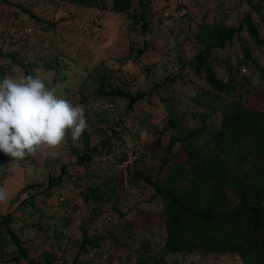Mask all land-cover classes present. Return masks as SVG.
Instances as JSON below:
<instances>
[{
  "label": "trees",
  "instance_id": "trees-1",
  "mask_svg": "<svg viewBox=\"0 0 264 264\" xmlns=\"http://www.w3.org/2000/svg\"><path fill=\"white\" fill-rule=\"evenodd\" d=\"M119 28L126 54L78 87L79 144L69 134L40 163L0 152V187L15 165L46 170L0 203V264H264V100L243 102L264 92V0H0V44L19 50L0 45V78L14 66L58 86L75 61L40 31ZM146 58L132 86L122 67Z\"/></svg>",
  "mask_w": 264,
  "mask_h": 264
},
{
  "label": "clouds",
  "instance_id": "clouds-1",
  "mask_svg": "<svg viewBox=\"0 0 264 264\" xmlns=\"http://www.w3.org/2000/svg\"><path fill=\"white\" fill-rule=\"evenodd\" d=\"M87 127L83 107L64 98L62 86L49 87L38 75L0 78V152L16 160L42 149L55 156L69 134L78 141ZM9 198L0 187V203Z\"/></svg>",
  "mask_w": 264,
  "mask_h": 264
},
{
  "label": "rangeland",
  "instance_id": "rangeland-1",
  "mask_svg": "<svg viewBox=\"0 0 264 264\" xmlns=\"http://www.w3.org/2000/svg\"><path fill=\"white\" fill-rule=\"evenodd\" d=\"M58 1V0H53ZM185 22V20L183 21ZM68 28L73 25V23H68ZM72 28V27H71ZM172 30L173 26H170ZM76 28H74V31ZM120 30L116 31L112 39H108L107 30H103L101 33V38L97 42L91 41L90 39L81 38L79 35H75L72 32H68L67 35H55L52 37L51 40H49L50 36L53 34L51 31L48 32H42L40 29V34L45 35V38L39 43L41 45V48H48L50 52L56 53L57 50L62 54L60 57L67 60L69 58L73 59L75 62H68V69H67V76L66 80L62 81L61 84L58 86H62V89L67 87V91L64 93V98L68 99L70 102H72L74 105H77L78 101L81 100L82 95L78 92V87L80 84H84L85 89H89L92 87L93 83V75H99L105 72V69L99 68L97 64H99V58L106 59L107 57H122L126 54V39L122 36V28H119ZM38 32V31H37ZM165 31L162 32L161 41H170L166 35H164ZM174 33V31H173ZM136 36V35H135ZM133 38V35L131 36ZM165 39V40H164ZM102 40H105V44L103 45V48L100 50L101 53H97L99 51V46ZM139 41V40H138ZM160 41V40H159ZM83 43V45H81ZM3 50L7 51H13L18 48V44H13L10 46H7V43L4 42L3 44H0ZM24 45L19 46L23 47ZM162 46V45H161ZM27 50L24 52H21L18 54V57L16 58H23V61H27L29 54H32V49L26 48ZM18 50V49H17ZM19 51V50H18ZM67 58V59H66ZM148 58L145 60L137 61L133 64H130L128 66H123L122 69L124 73L132 74L135 79L133 80V85L140 84L141 86L145 85V80L142 76V66L145 61H147ZM5 64L8 63L9 60H5ZM149 61V60H148ZM152 59H150L149 62H151ZM105 64L108 66H111L112 68H115L116 62L114 60H105ZM149 64H147L148 66ZM103 67V66H101ZM90 72L92 74H90ZM20 69L13 66L12 68V75L19 76L21 75ZM37 75L45 76L49 80L51 77V72H42L39 70L37 72ZM96 78V77H95ZM131 78V77H130ZM264 100V92L259 91L255 92L253 96L247 97L243 102L246 106L252 107V108H261L262 101ZM92 99H88L83 104L86 108L91 103ZM101 102L94 103V107H99ZM144 109H146V106L144 105ZM91 121V120H90ZM140 138L142 140V143L146 142V140H149L150 137H148L144 132L140 133ZM140 140V141H141ZM75 144H79V141H73ZM140 142L136 144V147L139 146ZM61 147V146H60ZM55 150V152L63 153L62 147ZM57 154L55 156H57ZM52 155V150H40L37 151L35 154L30 155L32 156L36 161L40 163L42 159L47 156ZM54 156V155H52ZM46 170L42 167H35L32 164H25L23 166H16L9 170V172L5 175V187L9 192L14 191L16 187H18L22 183H28L32 181L43 179L46 175ZM45 179V178H44ZM137 236H141V233H137ZM76 237V236H75ZM74 237V238H75ZM51 242V241H49ZM135 246V244H134ZM120 255L123 256L126 251L123 249H120L119 251ZM117 264V263H116ZM195 264H210L209 261H203L199 259V262L196 261ZM211 264H238L233 258L231 257H222L212 262Z\"/></svg>",
  "mask_w": 264,
  "mask_h": 264
}]
</instances>
